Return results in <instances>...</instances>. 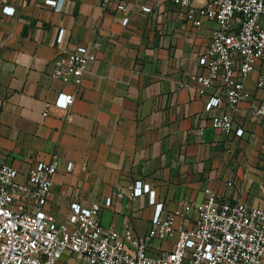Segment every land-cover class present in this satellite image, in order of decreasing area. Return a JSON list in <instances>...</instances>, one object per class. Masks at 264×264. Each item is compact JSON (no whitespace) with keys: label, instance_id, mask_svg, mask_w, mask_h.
Returning <instances> with one entry per match:
<instances>
[{"label":"crops","instance_id":"0c3cea01","mask_svg":"<svg viewBox=\"0 0 264 264\" xmlns=\"http://www.w3.org/2000/svg\"><path fill=\"white\" fill-rule=\"evenodd\" d=\"M61 1L57 9L46 0H0V162L13 164L26 181L39 161L59 154L46 210L63 221L73 202H101L105 226L145 234L157 214L184 200L201 202L207 187L264 208V131L248 110L264 95L259 68L235 114L242 136L214 128L204 110L207 95L181 85L216 22L196 28L170 0H123L126 11L118 0L107 8L98 0ZM90 43L97 58L80 88L52 76L57 56ZM62 91L76 93L69 118L47 105ZM138 180L144 192L133 196ZM74 259L66 252L57 264Z\"/></svg>","mask_w":264,"mask_h":264},{"label":"built area","instance_id":"2783aa9c","mask_svg":"<svg viewBox=\"0 0 264 264\" xmlns=\"http://www.w3.org/2000/svg\"><path fill=\"white\" fill-rule=\"evenodd\" d=\"M46 1L62 6L61 0ZM98 1L107 8L112 0ZM170 1L177 16L196 28L206 20L216 22L195 70L181 85L191 84L199 96L207 95L204 110L214 128L242 136L244 128L234 126L235 114L257 68V84L264 92V0ZM117 8L126 11L127 4L118 0ZM5 12L14 14L15 7L7 5ZM64 34L61 29L58 43ZM96 58L93 43L65 50L55 59L52 76L80 88ZM75 98L76 93L62 91L47 105L65 109L69 118ZM248 110L264 131V95L250 100ZM59 159L54 153L39 161L26 181L18 179L13 164L0 162V264H57L66 252L74 255L73 264H264V208L225 199L211 187L201 202L184 200L157 214L145 234L130 226H105L101 202H73L67 219L58 220L46 205ZM143 192L142 180L130 186L133 196ZM116 194L124 191L118 187ZM112 202L109 196L104 205Z\"/></svg>","mask_w":264,"mask_h":264}]
</instances>
